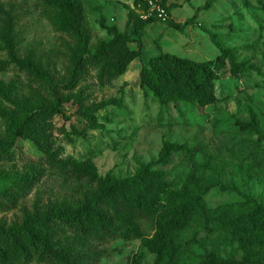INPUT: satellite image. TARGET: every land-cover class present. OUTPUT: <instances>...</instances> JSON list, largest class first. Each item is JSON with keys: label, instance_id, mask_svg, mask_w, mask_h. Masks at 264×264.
Segmentation results:
<instances>
[{"label": "rangeland", "instance_id": "obj_1", "mask_svg": "<svg viewBox=\"0 0 264 264\" xmlns=\"http://www.w3.org/2000/svg\"><path fill=\"white\" fill-rule=\"evenodd\" d=\"M79 1L92 51L111 38L100 19L104 17L108 26L124 30L128 13L135 8L134 0ZM207 2L210 8L199 12L198 26L190 25L184 31L164 21L140 32L131 24V47L137 48L135 40L139 39L144 51L141 60L132 62L123 76L103 82L97 70L85 64L74 84L63 87L71 78L78 41L58 27L61 9L44 0H0L13 16L17 55L30 58L56 84L52 87L15 66L0 41V80L10 88V99L0 96V143L10 139L11 115L31 105L49 106L59 98L62 112L46 116L44 129L48 146L61 162L90 159L100 175L119 178L131 176L142 163H149L165 173L174 190L187 186L201 190L208 207H230L249 197L264 205V0H169L171 17L184 23ZM4 18L0 13V32ZM215 41L231 48L239 62L257 70L235 76L229 68L224 69L217 81L218 102L205 108L193 103L163 107L152 95H145L139 70L150 55L169 52L211 60L220 54ZM86 110L98 125L81 114ZM168 143L185 149L165 156L163 148ZM27 181L29 184L23 185ZM95 188L92 181L47 162L37 143L22 140L12 155L0 159V195L13 193L16 199L6 207V200L0 197V221L14 224L36 210L75 207ZM140 227L144 234H153L147 222H141ZM65 237L84 255L83 264H131L132 255L142 251L140 239L124 236L109 239L65 231ZM209 255L221 262L243 261L238 244L221 229L203 232L187 263L204 264ZM153 260L154 256L145 252L142 264H153ZM28 264L42 263L34 260Z\"/></svg>", "mask_w": 264, "mask_h": 264}, {"label": "trees", "instance_id": "obj_2", "mask_svg": "<svg viewBox=\"0 0 264 264\" xmlns=\"http://www.w3.org/2000/svg\"><path fill=\"white\" fill-rule=\"evenodd\" d=\"M48 5L61 9L58 27L71 32L78 44L74 53L71 78L62 86H71L85 64L92 65L101 81H112L123 76L130 64L142 58L144 45L135 40L129 31L131 24L135 31L148 25L164 21L168 26L184 31L188 26H198L200 11L210 8L211 3L197 9L196 14L184 23L171 17L173 9L169 0H163L168 18L156 16L143 19L136 9L146 10L148 0H134V9L128 13L124 30L116 25L108 26L105 18L100 19L101 27L111 36L99 43L94 51L90 48V35L83 28L84 7L79 0H44ZM0 13L5 15L0 41L5 44L10 60L19 69L56 86L51 76L30 58H20L16 53V35L12 13L0 4ZM220 54L211 60L198 61L180 57L169 52L150 55L139 70V82L145 95H152L163 107L180 103H193L201 108L218 102L217 81L224 69L238 76L251 69L239 62L235 52L215 41ZM10 88L0 80V96L10 99ZM58 98L49 106L31 105L22 113L8 118L10 139L0 143V159L12 155L22 140L37 143L47 162L71 170L80 179L92 181L95 190L79 205L72 207L51 206L44 211L26 213L19 222L8 224L0 221V263L14 262L28 264L34 260L42 264H83L84 255L75 250L74 243L65 237V231L82 236H99L115 239L124 236L140 239L142 251L134 253L131 264H142L145 252L154 256L153 264H188L194 249L200 243L203 232L212 233L221 229L228 232L243 252L241 264H264V205L253 198L230 207H208L201 190L184 187L174 190L163 171L149 163H142L136 172L119 178L108 174L100 175L95 163L83 162L66 164L55 156L54 148L48 146L45 133L46 116L61 113ZM92 124L95 116L89 111L81 112ZM245 124H242V126ZM255 127V124H250ZM185 149L184 145L168 143L164 155ZM34 178L33 174L29 175ZM30 183L32 181H29ZM29 184L28 181L23 185ZM190 184V182H189ZM0 197L6 200V207L15 204L13 193L4 192ZM0 206L2 203L0 202ZM147 222L153 228L152 235L142 232L140 223ZM204 264H236L221 262L213 255L205 257Z\"/></svg>", "mask_w": 264, "mask_h": 264}, {"label": "built area", "instance_id": "obj_3", "mask_svg": "<svg viewBox=\"0 0 264 264\" xmlns=\"http://www.w3.org/2000/svg\"><path fill=\"white\" fill-rule=\"evenodd\" d=\"M142 11L143 12L140 14V16L143 19H147L152 16H156L161 20H166L168 18V13L166 7L163 4V0H148L147 9Z\"/></svg>", "mask_w": 264, "mask_h": 264}]
</instances>
